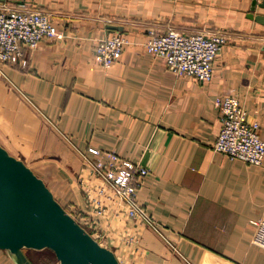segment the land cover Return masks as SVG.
<instances>
[{"label": "crops", "instance_id": "1", "mask_svg": "<svg viewBox=\"0 0 264 264\" xmlns=\"http://www.w3.org/2000/svg\"><path fill=\"white\" fill-rule=\"evenodd\" d=\"M9 2L50 12L60 35L19 64L0 61V142L82 217L98 218L87 188L96 196L103 185L84 171L91 146L149 167L139 198L154 223L102 197L96 230L123 264H264V248L253 242L264 216V161L213 147L222 126L218 96H239L264 139V24L249 16L253 0ZM168 26L231 34L212 80L177 75L147 51L152 28ZM116 32L132 42L105 69L95 48ZM0 264L17 263L0 248Z\"/></svg>", "mask_w": 264, "mask_h": 264}, {"label": "built area", "instance_id": "2", "mask_svg": "<svg viewBox=\"0 0 264 264\" xmlns=\"http://www.w3.org/2000/svg\"><path fill=\"white\" fill-rule=\"evenodd\" d=\"M58 35L60 28L50 12L28 7L25 3L12 4L9 0H0L1 62L19 64L29 49L36 48L44 39H53ZM230 35L226 30L209 33L186 32L175 26H168L161 31L152 28L145 46L148 52L164 59L175 74L193 76L207 82L214 77L216 59L228 43ZM131 42L123 32L102 37L95 48V61L108 69L122 56L125 47ZM216 103L221 109L222 126L214 141V149L233 159L262 164L264 139L260 134L261 123L249 120L248 110L237 95L218 96ZM89 150L94 156L89 159L87 170L95 171L103 185L98 184L96 196L91 195L95 191L94 187L87 188L98 218L75 215L79 221L101 241L100 232L96 228L101 215L104 216L102 197L106 196L114 204L124 207L129 218L154 223L153 217L148 214L139 198V190L151 169L116 151L95 146H91ZM255 224L253 242L264 248V216L256 220Z\"/></svg>", "mask_w": 264, "mask_h": 264}, {"label": "water", "instance_id": "3", "mask_svg": "<svg viewBox=\"0 0 264 264\" xmlns=\"http://www.w3.org/2000/svg\"><path fill=\"white\" fill-rule=\"evenodd\" d=\"M264 0L250 17L264 24ZM114 28H117L113 26ZM0 248L17 264H35L29 250L51 249L60 264H123L56 196L43 177L0 142Z\"/></svg>", "mask_w": 264, "mask_h": 264}, {"label": "rangeland", "instance_id": "4", "mask_svg": "<svg viewBox=\"0 0 264 264\" xmlns=\"http://www.w3.org/2000/svg\"><path fill=\"white\" fill-rule=\"evenodd\" d=\"M214 32V31H213ZM212 33V32H209ZM87 166H85L86 171ZM67 208L73 212L68 206ZM30 257L36 262V264H60L55 253L51 249L44 250H30L28 251Z\"/></svg>", "mask_w": 264, "mask_h": 264}, {"label": "trees", "instance_id": "5", "mask_svg": "<svg viewBox=\"0 0 264 264\" xmlns=\"http://www.w3.org/2000/svg\"><path fill=\"white\" fill-rule=\"evenodd\" d=\"M72 210V209H71ZM74 215H76V216H79L80 217V215L78 214V213H76L75 211H73L72 212ZM30 251V250H29ZM33 260V259H32ZM34 261V260H33ZM34 263L36 264V262L34 261Z\"/></svg>", "mask_w": 264, "mask_h": 264}]
</instances>
